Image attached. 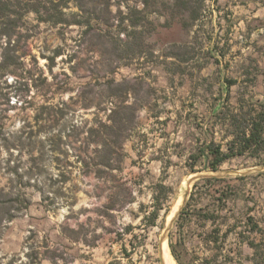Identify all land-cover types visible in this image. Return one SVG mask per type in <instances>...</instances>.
Listing matches in <instances>:
<instances>
[{"label": "rangeland", "instance_id": "rangeland-1", "mask_svg": "<svg viewBox=\"0 0 264 264\" xmlns=\"http://www.w3.org/2000/svg\"><path fill=\"white\" fill-rule=\"evenodd\" d=\"M9 2L0 264H164V234L177 264H264V149L189 166L264 101V0Z\"/></svg>", "mask_w": 264, "mask_h": 264}, {"label": "trees", "instance_id": "trees-1", "mask_svg": "<svg viewBox=\"0 0 264 264\" xmlns=\"http://www.w3.org/2000/svg\"><path fill=\"white\" fill-rule=\"evenodd\" d=\"M9 5V0H0V18L7 19L6 23L1 24L3 26H0V33L1 35L11 37L15 33V19L12 18V14L7 12ZM236 81V79H231L229 82L230 84H234ZM228 88H230V86H228ZM229 93L230 90L226 95ZM240 107L241 109L239 112L226 115L234 135V138L228 141L226 149L224 150L221 144H216L213 141L207 143L199 154H192L190 156L191 162L189 166L191 170L196 169V163L202 155L207 158L209 166L213 170H217L221 164L233 156L243 155L246 152H250L252 155L257 156V153L264 149V101L260 103L258 107H255V104L248 108L240 104ZM111 127H113V125H111ZM201 178L207 180L212 179L210 176H203ZM18 193L19 192L16 191L6 190L5 188L0 189V223L12 220L17 215L16 211L19 210L16 204L19 199ZM218 199H221V197ZM161 208L162 206H159L155 210L151 221L152 224L156 223ZM11 209H13V211ZM201 209L203 208H200V210ZM184 214L187 220H190L195 215L190 212L186 214V211L183 209L179 216L182 218ZM199 215L201 214L199 213ZM202 215L203 224L207 221L215 222L220 217V214L215 213V211L212 213H203ZM249 221H251L250 218ZM181 226L182 224H180V227ZM256 227L258 226L255 225L252 230ZM210 241H212V238H210ZM247 242L250 247H255L254 241L249 240ZM170 247L175 258L180 261L172 243H170Z\"/></svg>", "mask_w": 264, "mask_h": 264}, {"label": "bare ground", "instance_id": "bare-ground-1", "mask_svg": "<svg viewBox=\"0 0 264 264\" xmlns=\"http://www.w3.org/2000/svg\"><path fill=\"white\" fill-rule=\"evenodd\" d=\"M180 203H181L180 199H177L176 202L174 203V205L172 206L171 211L169 212V214L167 216V222H169V220L174 216L177 208L180 206ZM172 222L173 221H171L170 224H172ZM164 237H165V234H164ZM162 255H163L164 264H177L173 258V255H172L171 249H170V245H169L168 239L166 237L162 240Z\"/></svg>", "mask_w": 264, "mask_h": 264}, {"label": "water", "instance_id": "water-1", "mask_svg": "<svg viewBox=\"0 0 264 264\" xmlns=\"http://www.w3.org/2000/svg\"><path fill=\"white\" fill-rule=\"evenodd\" d=\"M173 220H174V219H173ZM163 237H164V236H162V240H163Z\"/></svg>", "mask_w": 264, "mask_h": 264}]
</instances>
